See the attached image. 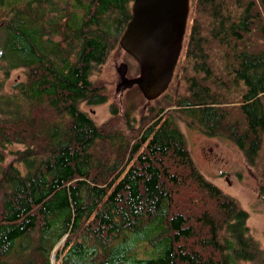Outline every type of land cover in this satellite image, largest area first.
I'll use <instances>...</instances> for the list:
<instances>
[{
  "label": "trees",
  "instance_id": "trees-1",
  "mask_svg": "<svg viewBox=\"0 0 264 264\" xmlns=\"http://www.w3.org/2000/svg\"><path fill=\"white\" fill-rule=\"evenodd\" d=\"M132 4L0 0V258L7 264L30 249L39 231L38 264H51L66 235L61 264H264L248 211L198 167L176 111L156 108L155 121L127 142L81 109L107 100L93 68L119 47ZM190 6L189 95L177 104L190 125L227 136L255 165L264 142V0ZM15 69L25 78L7 90ZM232 85L243 88L240 104L225 108L220 90ZM107 141L118 154L100 165ZM261 174L264 200V166Z\"/></svg>",
  "mask_w": 264,
  "mask_h": 264
},
{
  "label": "rangeland",
  "instance_id": "rangeland-1",
  "mask_svg": "<svg viewBox=\"0 0 264 264\" xmlns=\"http://www.w3.org/2000/svg\"><path fill=\"white\" fill-rule=\"evenodd\" d=\"M191 23L188 22L187 31L184 39V47L178 61L177 70L171 88L167 93L156 100L148 101L142 94L137 85L121 87L117 89V84L120 82V74L118 67L121 62L128 64V75L137 76L140 72V66L137 60L125 52L120 44L119 47H114L107 56V59L102 65H95L92 73V80L98 87L104 86L101 89L106 94L107 100L101 104L89 105L86 102L81 103V109L89 113L100 129L105 133H123L129 142V137L133 138L139 135L140 130L147 125L152 124L155 118L152 115L156 108L164 107L165 117L170 116L175 112L176 123L183 131L187 139L188 149L191 151L192 157L206 178L218 185L225 193L234 197L239 205L248 211L249 218L247 224L250 234L257 241L259 246L264 249V200L260 195V188L263 184L262 169L264 166V142L259 157L255 165H250L245 157L244 152L225 135L209 136L204 131L194 125H190L184 114L181 112L182 106L177 104V96L183 97L189 95L188 86L185 85L183 73L186 69L185 52L187 51V41L190 35ZM186 46V47H185ZM0 65H4L0 62ZM184 66V67H182ZM25 72L22 69L11 71L10 77L6 80V89L9 90L15 82H18L25 77ZM223 74V71L221 72ZM5 73L0 68V78L4 77ZM223 77V76H220ZM242 87L237 90L234 86H228L220 90L227 97L226 107L239 105V100L242 94ZM114 109L117 111L113 113ZM41 114H45L44 109ZM143 117L148 119L147 124L143 122ZM139 136L135 137L138 138ZM134 138V139H135ZM110 141L104 142L101 146L99 156L101 158L100 165L111 164L113 158L117 156L116 148L111 146ZM14 148H17L14 145ZM21 148V147H18ZM129 153L127 154L128 157ZM12 158L11 155L8 156ZM135 162L132 160L129 167ZM127 166V169L129 168ZM126 169V170H127ZM188 184V181H186ZM180 201L186 203L183 197ZM199 210V208H197ZM41 228V227H40ZM38 230H40L38 228ZM40 232L36 231L29 237L31 248L24 253H18L13 256L10 264H38L42 260V255L36 249ZM67 236V235H66ZM62 238L52 249L50 255L51 264H61V259L56 258L58 250L64 244L65 238ZM29 245V246H30ZM6 261L0 258V264H5ZM7 263V264H9ZM242 264H252V262H242Z\"/></svg>",
  "mask_w": 264,
  "mask_h": 264
},
{
  "label": "water",
  "instance_id": "water-1",
  "mask_svg": "<svg viewBox=\"0 0 264 264\" xmlns=\"http://www.w3.org/2000/svg\"><path fill=\"white\" fill-rule=\"evenodd\" d=\"M190 7V0H133L132 17L119 43L137 60L140 73L128 77L129 66L121 62L118 90L137 85L153 101L169 88L184 47Z\"/></svg>",
  "mask_w": 264,
  "mask_h": 264
},
{
  "label": "flooded vegetation",
  "instance_id": "flooded-vegetation-1",
  "mask_svg": "<svg viewBox=\"0 0 264 264\" xmlns=\"http://www.w3.org/2000/svg\"><path fill=\"white\" fill-rule=\"evenodd\" d=\"M132 56V55H131ZM140 66V65H139ZM140 73V72H139ZM138 76V75H137ZM137 76H131V75H128V77L130 78H133V77H137Z\"/></svg>",
  "mask_w": 264,
  "mask_h": 264
}]
</instances>
